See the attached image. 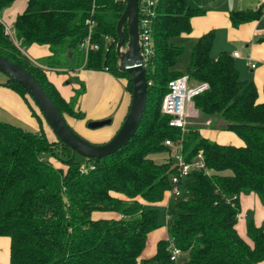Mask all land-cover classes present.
Segmentation results:
<instances>
[{
	"label": "trees",
	"instance_id": "1",
	"mask_svg": "<svg viewBox=\"0 0 264 264\" xmlns=\"http://www.w3.org/2000/svg\"><path fill=\"white\" fill-rule=\"evenodd\" d=\"M13 1L0 0V13ZM123 8L124 2L118 0H26L12 23L13 40L0 22V55L27 69L62 115H71L70 109L21 48L46 45L48 67L72 68L84 60L85 69L106 68L114 77H125L130 93L129 75L117 69L114 47L115 25ZM156 11L153 57L145 69L150 84L144 111L134 135L118 150L87 159L56 137L49 141L41 130L0 121V236L8 238V264H170L169 242L180 249L182 264H255L264 259V229L247 220L249 245L234 228L242 190H251L264 201V101H256L251 81L239 79L228 53L209 55L214 38L209 30L188 49L185 75L193 85H207L192 96V105L201 117H222V129L233 132L242 145L217 144L200 136L196 128L181 132L168 126L169 116L160 113V101L167 81L183 75L174 69L185 50L178 41L189 34L190 19L205 10L187 0H159ZM260 13V7L236 10L228 18L236 27ZM87 17L95 20L94 36L108 35L111 42L100 41L98 50L84 56L77 46ZM123 36L126 39L125 28ZM3 76L0 85L27 98L38 110L21 86ZM166 138L180 139L185 161L200 151L204 169H193L178 180L179 198L165 210L168 238L156 242L150 258L139 259L147 234L161 226L154 206L170 189L176 171L163 144ZM161 152L168 160L154 162L150 155ZM51 158L62 166H54ZM92 212L120 217L92 219Z\"/></svg>",
	"mask_w": 264,
	"mask_h": 264
},
{
	"label": "crops",
	"instance_id": "2",
	"mask_svg": "<svg viewBox=\"0 0 264 264\" xmlns=\"http://www.w3.org/2000/svg\"><path fill=\"white\" fill-rule=\"evenodd\" d=\"M25 3L26 0H14L2 11L0 20L6 28L11 30L10 27L15 16L23 11ZM197 7L203 8L205 12L190 19V32L183 37L195 40L201 34L213 30L214 38L209 55L215 58L221 52L228 53L233 58L239 79L245 82L251 81L256 88V101L263 102L264 0H245V2L240 0H200ZM258 7L261 9V13L256 19L240 23L236 27L230 24L228 18L230 11H254ZM20 51L33 66L42 70L48 82L64 100L71 115L63 114V116L75 133L93 143L107 141L115 133L127 112L130 100V93L125 88L124 78L114 77L104 70L85 69L83 68L84 60H81L80 63L76 62L72 68L48 67L49 52L46 45L32 44L21 48ZM234 52L237 53V56H232ZM4 79L0 73V82ZM29 106L35 111L27 98L0 85V121L33 131L41 130L49 141H54L52 140L54 135L49 127L36 111L35 115L32 114ZM203 118L209 124L217 119L220 120L216 123L219 125L217 127L213 125L211 129L210 127L197 129L200 136L221 145H242V141L233 132L222 129L225 125L222 118L216 116ZM103 119H109L110 123L98 129L86 127L89 121ZM245 191V193L238 194L239 211L236 215L234 228L237 235L250 245V240L246 235V223L249 219L256 227L264 229V201L255 192ZM169 196L171 195L168 191L163 193L162 199L155 205L162 204V202L164 204L169 200ZM119 217L120 215L114 212L91 213L92 219H118ZM165 219L164 215V223L147 234L145 246L139 259L150 258L155 252L156 242L168 238ZM0 264H8V238L3 236H0ZM255 264H264V259Z\"/></svg>",
	"mask_w": 264,
	"mask_h": 264
},
{
	"label": "water",
	"instance_id": "3",
	"mask_svg": "<svg viewBox=\"0 0 264 264\" xmlns=\"http://www.w3.org/2000/svg\"><path fill=\"white\" fill-rule=\"evenodd\" d=\"M123 28L126 31V39L123 36ZM115 34L116 66L119 71H125L129 75L131 92L128 109L120 126L103 143L89 142L75 133L36 78L27 69L0 55V73L16 82L31 97L59 142L78 156L87 159L105 157L125 145L134 135L145 107L147 82L138 45L136 0H125L123 11L116 21ZM109 123V119L89 121L86 127L96 129Z\"/></svg>",
	"mask_w": 264,
	"mask_h": 264
},
{
	"label": "built area",
	"instance_id": "4",
	"mask_svg": "<svg viewBox=\"0 0 264 264\" xmlns=\"http://www.w3.org/2000/svg\"><path fill=\"white\" fill-rule=\"evenodd\" d=\"M124 2L125 0H118ZM137 1V36L138 45L140 51L141 64L144 70L150 66L151 59L153 57L152 46V25L156 17V7L159 0H136ZM85 34L78 42V50H80L84 56L90 51H96L99 49L100 41L109 43L111 38L108 35H96L93 34L94 26L96 25L93 18L84 19ZM4 33L11 36L12 30L5 28ZM116 43V41H115ZM114 43V47H115ZM232 56H237L234 52ZM253 67V65H251ZM107 71L106 68L103 69ZM150 84V81H146ZM207 87L206 83L192 85L187 75L183 74L167 81V91L160 101V113L169 116L167 121L168 126L177 127L181 132L186 128L187 121L197 115L196 110L192 106V96ZM163 144L168 149L169 158L172 164L175 166L176 171L170 177V189L168 190L170 195L178 196L180 194L177 182L179 179L186 177L189 171L193 169H204V163L202 154L198 151L190 161H185L181 153V141H173L171 139H165ZM91 168V166H88ZM86 167L81 165V172H84ZM166 210V209H165ZM165 217L167 218L166 214ZM166 221V219H165ZM169 253L168 259L170 264H182L179 259L181 251L172 242H169L167 246Z\"/></svg>",
	"mask_w": 264,
	"mask_h": 264
},
{
	"label": "rangeland",
	"instance_id": "5",
	"mask_svg": "<svg viewBox=\"0 0 264 264\" xmlns=\"http://www.w3.org/2000/svg\"><path fill=\"white\" fill-rule=\"evenodd\" d=\"M200 0H187V2L192 5V6H197L198 2ZM241 2H245V0H240ZM248 1V0H247ZM2 13V12H1ZM1 13H0V18H1ZM107 15H109V19H111V16H110V11H107L106 13ZM1 22V20H0ZM2 23V22H1ZM5 23V22H4ZM6 28V26L3 25V30ZM11 30H12V26L10 27ZM13 32V30H12ZM13 33H11V36H9L11 38V40H13ZM180 42L178 41V44H183L184 46V51L177 57L176 59V63L174 65V69L179 72L180 74H185L186 73V66H187V62H188V49L191 45V43L194 41V39H179ZM78 54V53H77ZM79 61H80V58H79ZM30 63V62H29ZM31 64V63H30ZM117 64V62H116ZM33 66V64H31ZM38 68V67H37ZM35 71V70H34ZM35 74L38 75V72H34ZM3 75V74H2ZM119 78H124L123 76L119 77ZM193 85V84H192ZM193 106V105H192ZM35 108V111L39 114L38 110ZM194 108V107H193ZM218 117V116H216ZM222 118V117H220ZM216 119V118H215ZM214 119V120H215ZM220 119H217L216 121H213L212 124H209L208 121H205L204 118L200 117V114L197 112V117L195 118H190L188 121H187V124H186V128L187 127H193V128H196V129H204V128H208L210 127L211 129V126H219L217 125L216 123L219 121ZM222 120L224 121V119L222 118ZM222 121V122H223ZM19 126V125H17ZM221 126V125H220ZM23 128V127H22ZM98 129V128H96ZM52 140H56L55 139V136L52 137ZM151 156V159H153L154 162H166L168 160V155L166 152H161V153H158V154H154V155H150ZM50 161L53 162V165L55 166H62L60 165V162L56 159V158H51ZM242 193H245L246 191L243 190L241 191ZM179 197H175V195H171L169 196V200H167L164 204L162 202V204H158V205H155L154 206V209L157 211V219H158V222L160 224H163L164 223V215H165V206H168V205H171L172 203L175 202V200H177ZM183 256V255H182ZM150 262V261H149ZM149 262L147 264H149Z\"/></svg>",
	"mask_w": 264,
	"mask_h": 264
}]
</instances>
